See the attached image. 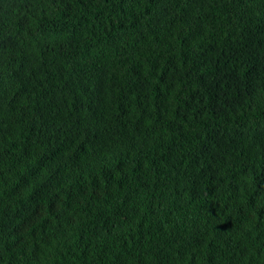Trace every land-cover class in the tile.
<instances>
[{
    "label": "trees",
    "instance_id": "1",
    "mask_svg": "<svg viewBox=\"0 0 264 264\" xmlns=\"http://www.w3.org/2000/svg\"><path fill=\"white\" fill-rule=\"evenodd\" d=\"M0 264H264V0H0Z\"/></svg>",
    "mask_w": 264,
    "mask_h": 264
}]
</instances>
